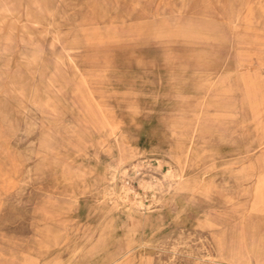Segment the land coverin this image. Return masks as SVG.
Returning <instances> with one entry per match:
<instances>
[{
  "label": "rangeland",
  "instance_id": "obj_1",
  "mask_svg": "<svg viewBox=\"0 0 264 264\" xmlns=\"http://www.w3.org/2000/svg\"><path fill=\"white\" fill-rule=\"evenodd\" d=\"M0 264H264V0H0Z\"/></svg>",
  "mask_w": 264,
  "mask_h": 264
}]
</instances>
